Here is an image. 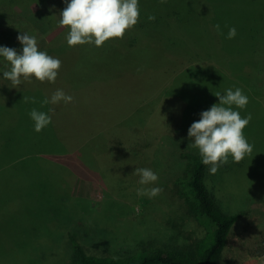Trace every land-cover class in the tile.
<instances>
[{"label": "rangeland", "instance_id": "obj_1", "mask_svg": "<svg viewBox=\"0 0 264 264\" xmlns=\"http://www.w3.org/2000/svg\"><path fill=\"white\" fill-rule=\"evenodd\" d=\"M210 1L216 17L205 4L197 17L192 13L187 33L192 40L211 39L206 25L219 24L223 34L213 40L225 49L219 63H192L196 43L188 42L189 54L175 51L151 28L142 31V17L122 39L70 47L69 29L59 26L65 0L1 8L0 46L22 53L17 37L26 33L36 37L39 50L61 61L55 83L21 78L20 86L42 89L39 104L57 89L74 99L47 104L51 123L40 132L29 114L10 129L0 126V264H65L69 234L100 257L132 252L141 241L139 256L147 254L145 247L172 250L202 236L205 228L187 218L173 184L185 165L181 154L199 152L188 129L211 108L197 94L203 87L212 89V104L219 103L216 93L240 88L248 103L232 107L242 118L252 117L243 130L251 154L239 163L229 156L215 175L207 166L204 177L218 207L242 213L221 264H264V0ZM232 27L237 34L228 39ZM229 58L243 68L227 76L219 69L220 63L230 67ZM10 67L0 57V105L8 102L7 88L19 86L3 76ZM46 163L53 167L47 175ZM136 168L151 169L158 180L140 185ZM141 187L162 191L138 196Z\"/></svg>", "mask_w": 264, "mask_h": 264}, {"label": "trees", "instance_id": "obj_2", "mask_svg": "<svg viewBox=\"0 0 264 264\" xmlns=\"http://www.w3.org/2000/svg\"><path fill=\"white\" fill-rule=\"evenodd\" d=\"M49 0H0V13L1 8L4 5H8L10 8H26L32 6H40L47 3ZM191 0H139L140 9V27L143 31L145 28H151L154 33L163 38L164 45L174 48L175 51L183 49L191 51V47L188 42L196 43L200 48L193 49L189 56H192V63H211L217 61L221 62L220 55L223 53V48L213 43L215 38H220L218 32L214 26L206 25L211 39L202 38L196 40L188 35L187 32L191 31L192 13L199 15V9H205L206 6L211 8L213 14L212 19L216 17V11L214 5L210 0L201 2L197 6H193ZM151 3H155V6H150ZM203 4V5H202ZM156 7V12L152 13L155 16V20H148L150 10ZM194 8V9H193ZM264 12V3H263ZM191 14V16H190ZM166 16V18H164ZM264 18V16H263ZM211 19V20H212ZM163 29L164 31H160ZM190 30V31H189ZM158 31V32H157ZM146 32V31H145ZM147 34H151L146 32ZM161 33V34H160ZM257 38V34L250 35V38ZM249 40V38H248ZM180 41V43H179ZM188 44V46H187ZM183 45V46H182ZM189 47V48H188ZM185 50V51H186ZM176 52H174L175 54ZM230 67H223V64L219 71L225 73L228 76L229 71L231 74H236L242 67H239L235 61L228 59ZM243 65H246L242 63ZM228 69V70H227ZM12 86V85H11ZM8 87L5 93V98L8 99L6 105H0V126L8 125L9 129L16 123L15 121L22 120L26 117L30 111L35 108L38 110L41 98H37L38 94L43 92L42 89L23 88L24 86H18L14 91L12 87ZM197 94L202 96L205 105H212L211 96L213 94L212 89L206 87L197 90ZM27 98L26 100L23 99ZM32 98H35L36 103H32ZM211 101V104L208 101ZM21 101V102H20ZM22 105V106H21ZM42 111L48 113V105H43ZM15 127V126H14ZM56 135L55 131L52 129ZM10 149L15 148V143L12 140L7 142ZM55 145H53L52 151H54ZM56 150V149H55ZM58 151V150H56ZM10 152V150H9ZM53 155V152H52ZM185 160V165L182 173L177 177L173 186L174 194L183 201V208L187 218L197 221L201 226L205 228L204 234L200 237L189 239L186 243H179L181 246L174 247L172 250H149L146 247V255H138L141 250L142 241L138 243V246L132 252L122 255H103L100 257L98 254H90L88 250L96 249L92 248L88 244L84 246L79 243L75 238L69 234L67 252L64 256L65 264H221L224 250L228 244L229 235L233 225L242 216V213L227 214L215 203L214 198L208 192L204 185V177L206 174L207 166L203 165L199 152L185 151L181 154ZM43 165V164H42ZM49 165V166H48ZM45 167L44 174H48L53 170L50 163L43 165ZM145 243V242H144ZM90 247V249H89ZM36 247L34 248V250ZM99 251V250H98ZM30 252V255L32 256ZM142 252V250H141ZM140 252V253H141ZM101 255V254H100ZM104 256V257H103Z\"/></svg>", "mask_w": 264, "mask_h": 264}, {"label": "clouds", "instance_id": "obj_3", "mask_svg": "<svg viewBox=\"0 0 264 264\" xmlns=\"http://www.w3.org/2000/svg\"><path fill=\"white\" fill-rule=\"evenodd\" d=\"M65 3L66 7L59 14V26L69 29L66 40L70 47L84 44L100 47L109 39H122L125 32L138 23L140 15L139 0H65ZM148 20H155V16L149 15ZM214 27L218 33L223 34L219 24ZM236 34L234 27L229 28L227 38L232 39ZM17 39L23 46L22 53L14 48L0 46V57L11 66L9 71L3 73L4 78L17 86L21 78L30 81L33 77L40 82L55 83L61 61L39 50L35 36L22 33ZM215 95L219 103L203 111L201 118L188 129V136L194 141L191 147L198 149L203 165L210 166V175H215L220 166L227 164L229 156L233 162L239 163L253 151L243 131L252 119L251 114L242 118L240 112L232 107L244 109L248 97L240 88H229L225 94ZM73 99L62 89H57L50 99L45 98L41 102V106L61 101L67 104ZM32 103H36L35 98H32ZM29 116L34 121L36 132L51 123L50 115L35 108ZM135 174L140 177V185H150L158 180V175L149 168H136ZM161 191L159 187H141L137 189V195L152 198Z\"/></svg>", "mask_w": 264, "mask_h": 264}]
</instances>
